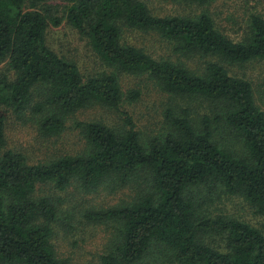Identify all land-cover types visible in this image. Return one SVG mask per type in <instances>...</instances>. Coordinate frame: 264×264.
<instances>
[{
  "label": "trees",
  "instance_id": "trees-1",
  "mask_svg": "<svg viewBox=\"0 0 264 264\" xmlns=\"http://www.w3.org/2000/svg\"><path fill=\"white\" fill-rule=\"evenodd\" d=\"M48 1L0 0V65L6 64L0 74V263L72 264L56 253L58 207L51 197L37 195L39 185L63 191L77 182L95 190L107 180L125 185L141 170L149 176V191L127 205L86 214L119 224L117 240L100 264H138L151 250L169 264H264V233L209 209L214 196L235 195L264 217V110L252 83L229 70L264 59V17L252 14L247 34L236 41L208 12L164 16L153 13L145 0H63L69 5L58 17L40 8ZM64 18L114 71L85 76L48 46L49 23L59 25ZM127 29L156 32L175 54L206 60L192 69L158 59L125 43ZM120 72L147 74L164 91L186 99L184 106L165 110V135L147 145L121 109ZM37 89L40 101L33 100ZM129 96L135 100L138 92ZM93 104L119 111L125 129L77 121L83 151L48 162L32 163L9 146L8 109L43 114V133L59 135L67 116ZM213 236L222 240L221 247L207 241Z\"/></svg>",
  "mask_w": 264,
  "mask_h": 264
},
{
  "label": "rangeland",
  "instance_id": "rangeland-1",
  "mask_svg": "<svg viewBox=\"0 0 264 264\" xmlns=\"http://www.w3.org/2000/svg\"><path fill=\"white\" fill-rule=\"evenodd\" d=\"M153 13L157 15L196 16L208 12L216 27L228 37L239 41L248 30L252 14L264 17V0H215L210 3H193L185 0H145ZM68 3L63 0H49L40 5L48 16L63 17ZM48 46L59 56L77 64L85 76L114 71L109 68L93 50L89 38L72 26L67 19L59 25L49 23L46 32ZM125 43L145 49L158 59H170L197 69L206 59L175 54L173 47L156 32H144L127 29ZM6 70V64L0 65V74ZM231 74L248 79L254 89L256 102L264 110V59H256L242 65L229 66ZM124 93L121 109L127 112L136 124L140 138L148 144L153 137H162L166 133L164 112L167 108H178L186 104V99L164 91L158 82L147 74L119 73ZM131 91H137L135 100L129 98ZM42 93L33 92V100L40 101ZM192 106L196 104L191 101ZM30 110L17 113L8 109L6 134L9 146L21 151L32 163L48 162L66 154H78L85 147V140L77 127V121H102L123 131L126 127L123 115L101 104H93L66 117V129L59 135H46L41 130L39 119ZM240 150L239 143L236 146ZM149 176L139 170L125 185L107 180L95 190H85L77 182L66 190L60 191L52 184H41L37 195L49 196L58 207V219L54 224L53 242L60 258L68 259L72 264H100L101 256L111 252L117 240L119 224L112 220H90L86 214L92 210L121 207L131 203L138 195L149 191ZM206 195V192L201 195ZM211 212L224 213L244 220L264 233V217L256 212L252 205L241 196H214L210 203ZM213 246L223 244L217 237H208ZM1 264V263H0ZM138 264H169L162 255L151 250Z\"/></svg>",
  "mask_w": 264,
  "mask_h": 264
}]
</instances>
